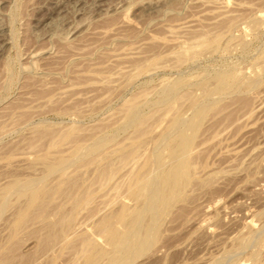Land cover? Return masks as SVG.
Returning a JSON list of instances; mask_svg holds the SVG:
<instances>
[{
	"label": "rangeland",
	"instance_id": "374dc122",
	"mask_svg": "<svg viewBox=\"0 0 264 264\" xmlns=\"http://www.w3.org/2000/svg\"><path fill=\"white\" fill-rule=\"evenodd\" d=\"M232 19L235 21H233ZM127 20H129L130 22ZM230 20L234 22V26L233 23L228 22ZM227 23H229V25ZM223 25L225 27H223ZM226 28L229 29L227 30ZM204 31L207 32V34ZM199 32L201 34L202 32H204L203 34L207 36L210 34L217 35L220 33V37L218 35L219 41L214 47L216 49L218 46V50H215L214 48L213 50H204L206 52V55L201 47H199L201 50L197 49V51H195L196 47H198L197 43L201 38L199 36ZM221 32H223V34ZM181 33L183 35H180ZM197 34L199 36V40H196V38L198 39ZM154 41H158L159 43H155ZM180 42L184 44L183 46H186L188 44V47L190 46V49H188L189 53L194 54L195 52V56H191V59L188 58L189 60H186V62H184L185 59H183L181 60L183 61L182 63H177L179 62V60L175 59L176 55L172 52L175 50L176 54H178L179 47L182 46ZM152 43L155 45H153ZM175 43H178L176 44L177 47L176 45H174ZM194 44H196L195 48ZM173 46L175 48H173ZM192 48H194V52L192 51ZM134 52L136 55L134 54ZM199 52L200 56L202 54L201 57L199 56ZM129 53L130 55H128ZM172 54L175 55L174 58ZM161 58L165 59L163 60ZM146 59L148 61L149 59L151 60L147 62L145 61ZM159 59L162 62H160ZM151 61L153 64L150 63ZM155 61H158L157 63L159 65ZM140 62L142 63V65L140 64V66L143 67V69H140L141 71L139 70L140 66L138 67ZM144 62L148 63L149 66ZM155 63L159 68L156 67L157 65H154ZM161 63H164L162 64L163 66L161 65ZM175 63L178 65L177 67L175 66ZM263 63L264 0H0V128L2 126H6L4 128L2 127V129H6L7 131L5 132L3 130L4 133H0V197L6 190H9L7 188L5 189L4 187H7L10 184L9 181H12V179L14 180V178L18 180H24L26 178H29L28 176H30V178L31 176L32 178H36L39 175L38 178H36L37 182L41 181L38 182L39 186L42 185V187H44L45 185H47L46 183H48V186H45V188H48L50 186L49 190H51L52 188L54 190L53 185L54 183H57V179L59 177H63L64 175V178L67 177L71 179L72 177L74 179L72 180L75 182L76 180H78L76 179L77 176L81 178L85 177L86 175L87 179H82V181H85L81 182L80 178V182L76 181L79 182L80 186L78 185V183H76V186H73V188L67 187L71 190V192H68L67 189H64L63 191H65V193H61L64 195L59 194V196L63 197L66 195V198L64 197L65 199H63L66 201V199L68 198L66 202L69 205V203L72 202V198L81 195L79 193H84L85 191L86 194H89V192L92 193L93 187V193H90V195L87 196H89L90 199H95V201L93 200L89 202L90 205L82 207L83 209L80 208V210L82 209L81 213L79 212L80 210H74L75 212L72 213V223H77L76 226H79L75 227V225L73 224L72 226L78 229L76 230L72 227L68 229L69 232L67 233L69 234V236L71 234L70 239L66 238L68 237V234H66L67 230H64L62 235L65 236H61L62 239L61 237L58 238L62 241H60V243L57 242V246L55 245V247L54 245H50V247L48 246V249L51 248L48 250L46 248L47 246H36L40 238H43V235H45V233H43V231L45 230H41L40 226L44 224V221L45 223H47V221H49V223H56L59 220L58 218H60L61 213L63 214V212H66L65 214H68L69 208L67 207H71L72 203H70V205L68 206L61 197L59 198V196L54 194L53 197H55L56 195V197L61 200L59 201L55 197L53 201L55 203H50V200V206L47 203L46 208H48L49 206L50 208L48 209H50L52 212H54L53 210L56 209V211H60V214L58 212H55L57 214L56 216L55 213V215L52 213L53 216H56L53 217L50 215L51 212L47 209L49 212L47 210L45 211L46 214L42 224H37L38 220L36 221V224H33L35 225V227L32 225V223H29L30 225L28 224V227L27 225H25L24 228H21L23 231L20 229L21 233L18 230L19 234L17 232V236H15L16 234L14 230L11 229L13 228V223L15 221V211H17V209L21 207L24 202L21 201V199L23 200V198L18 197L17 194H15V197L17 196L20 200L17 197L14 198V192L11 193V189L8 192L6 191L4 196L0 198V202L4 198V202H6L7 205L6 207L9 208H6L7 210L4 209L3 213L0 214V246L2 249H0V254H6L5 252L9 248L11 250L12 246L14 249L13 243H15L19 238L18 242L15 243L17 245L15 246L17 247L15 248L17 249V254L15 252L16 250H13V252L15 256L17 255L18 257H21L22 260H20V258L18 260H20L24 264H48L49 262L51 264H74L75 261V264H78L79 260H76L74 253L72 254L71 252H74V250L76 252V248L79 247L80 239H82V234L84 232L85 233L83 234V237H87V239L89 240L92 239L93 242L95 240V244L98 248H107L103 237L97 235V233L95 232V234L93 233V231H95L92 228L93 223L97 218L100 219L104 213L106 214L110 210L112 211V209L113 211L117 209L119 207L118 205L121 202L127 207H134V203H132L133 201L131 202L127 194L125 193V189L129 185V177H131L136 172L135 168H131L132 166H130V164H134L133 161L135 160V164H137L139 161L140 164H137V166H139L144 163V161L148 160L152 152L151 149L153 148L152 144L154 143V140L161 133L165 132V128L168 129V119H170V114H173V111L174 113L178 112L177 114H179L180 117L183 115L181 118L187 121L192 115L190 114V112L192 113L191 107L187 106L190 104V99L188 97L196 98V93L199 95L200 84L204 82L206 78L207 79L205 80L204 84L208 82L209 85V82L211 83L212 78L215 74L226 72L230 73L235 78V87H237V90H235L234 87V90L229 89L228 91H226L228 95L226 93L216 94L212 90L213 85H209L210 96L208 95L205 101L209 104H214L215 102L218 103H216L214 107H211L210 110L212 113L210 112V110L208 111L207 118L205 117L204 119V121L206 122L203 121L201 125L202 127H200L199 129L200 132L198 131L196 135V141H194L195 146H192V148L194 149L191 148V153H193L190 154L191 156L195 154V156L193 155L192 157L194 160L199 156V159L197 158L196 161L192 160L193 163H196L194 164L196 167V172L198 171L196 175L194 169V176L196 175L195 179H206L205 175H203L205 173L206 177L209 178L207 174L210 175L212 173L209 178L210 181L211 178L214 177V172L216 175V171H218L217 175L213 178L214 182L208 181V183L204 185L206 186V188H202V186L198 187L199 185L197 186V184V188L193 187L195 186L194 184H192L193 186L187 188L189 189V191L187 189L185 190L186 194H184V198L186 199V197H191H189L185 201H179L180 203L176 202L171 207L172 209L163 216L164 219H162L159 231V233L161 232V234H159L160 236L158 235V239L160 240L156 239L155 243L152 246L153 249L151 248L146 253V255L144 254L143 256L134 259L132 264H214L213 262L215 261V264H255L254 262L252 263L250 257L252 253L257 252V254H259L260 261H262V264H264V240H261L264 239V220L261 219L258 215L261 211L264 210ZM135 64L138 69H136ZM153 65L154 68L152 67ZM164 65H167L168 67H164ZM144 66L147 68H145ZM149 68L151 70H148ZM121 70L124 71L121 72ZM134 70H136V72L137 70H139L140 72H137L139 73V75L135 74L136 72ZM97 71L99 73H97ZM144 71L146 72V74L144 73ZM140 73L142 75H140ZM198 73L199 75L196 76ZM235 73L236 76H234ZM124 74H127V77ZM109 75L112 76L110 77ZM116 75H118L120 78ZM129 75H133V77H137V79L131 81L133 79L132 78L130 81H128V84L130 86H128V84L127 86H125V83H127L125 81L128 80ZM124 76L127 80H125ZM208 77L211 81L208 80ZM111 78H116V80ZM104 79L106 80L107 84L105 83ZM237 79L238 81H236ZM249 80L251 82V85H248V83H250ZM175 81L184 82L183 87L177 92L183 93H180L182 97L186 95L184 98H188L189 100L187 99V101L184 100L185 102H183L181 101V98V100L177 102L171 101V103H177L178 106H176V104H173V110H171V113L169 111L170 114L167 113V115L165 114L166 112H164L166 108L164 109L163 106V108L160 107V109H158L161 112L155 111L153 104L158 100L161 92L160 91L158 93L157 90L165 88V86L167 87ZM131 82L134 83L131 84ZM257 82L259 83L257 84ZM190 84L192 87H189ZM123 85L125 87H123ZM255 85L256 87H254ZM111 86L113 89L111 88ZM193 86H195L196 88ZM117 87L121 89L118 90ZM122 88H124V90ZM193 88L198 91L195 90L196 92H194ZM188 89L191 91V95H193L192 97L189 96L190 91L188 92L189 95H184V92H182ZM152 90L155 91V93ZM246 90L247 94H245ZM156 92L158 96L156 95ZM214 94L215 96L217 95V98L214 96ZM241 94L244 95L242 96ZM142 95L143 97L145 96L144 100L141 99L143 98ZM155 96H157L156 99ZM199 96H201V94ZM210 97L211 99H209ZM223 97L225 99H223ZM132 98H135V101H137L136 99H138L139 101L142 100L141 102L137 101L138 104H141H139V111L141 109L140 113L143 114L145 112L143 115H152H147L146 117L148 118L146 122L150 121L149 123H147L149 124V127L147 126V128L149 129L146 128L147 131L149 130V132H145L147 134L143 135L140 138V146L142 147H139L138 154L140 155V150H142L143 153L141 152L142 154L140 156L137 155V158L135 157L133 158V160H127L126 162H132L130 164L128 163L129 165H127L125 162L121 164L122 166L120 165V167L118 165V161L115 160L114 154L112 152L116 151L115 149H119L120 146L125 147L126 143L128 145V143L133 138L132 136L134 135V131L133 129H131L133 127L127 125V127H129L127 129V127H125L126 124H121L123 123V114L121 112V110L123 111V109L121 108H124L126 105H128L127 101L130 100L129 103H131ZM219 99L220 101H218ZM213 100H215V102ZM143 101H145V103H142ZM181 102H183L184 104ZM120 104L125 106L121 107ZM143 104H145L146 106L143 107ZM150 106L152 107V109ZM217 106H220L222 108L218 110L216 108ZM182 107L184 108V110ZM63 108H66V110H64ZM73 108H75L76 110H74ZM147 108H149L150 111H148L149 109ZM145 109H147V112L145 111ZM213 109L215 110V113L213 112ZM77 110H79V112L81 110V112L79 113L77 112ZM26 111L28 112L27 115H20V113L24 114V112L26 114ZM216 111L218 112V114ZM11 112H15V116H20V119L17 121L18 118H16ZM209 112L211 116L213 114L214 115L211 117L209 115ZM7 113L9 114V116ZM153 114L155 115V117H153ZM12 116L15 117L16 120H13L14 118ZM162 116L166 117L163 118ZM224 116H226V120L221 119L222 117L224 119ZM10 117H12L13 121L10 119ZM26 117H29L27 118V121L24 120ZM30 117L33 118L31 119ZM150 117H153V119L149 120ZM21 119L28 123L25 124L26 122L24 123V121H22ZM11 121L14 122V124L12 123V129ZM152 122L154 123V125ZM212 122L217 124H214ZM76 126L79 127L80 130H82L81 133H78L77 137H79V135L81 136L82 134L85 136L89 134V136H91V134L98 136L96 132L98 133L101 130L99 136L105 133L106 136L110 139V141H108V143L104 145L102 153H100L99 155L97 154L100 158L98 156L95 157V155H93L95 159L93 157L89 159L83 156L84 158H82L85 159V161L87 160V162H89L88 160H94L90 161V164L88 163V165L78 168L76 167V165L69 166L63 170L64 173L61 172V174H63L62 176H58L59 173L53 174V176L49 175V177L45 176L43 169V162L45 163L44 160L49 159L48 161H50V158L52 160L54 159V156L55 158L56 156L58 157L61 155L69 156L74 149L72 147L75 146L73 142L77 141L78 139L74 137L71 139V143H68L70 141L69 139L64 143L65 145L62 144L64 141H60L56 144L57 147L54 146L53 148V146H50L51 143L46 146L48 143L47 141H49V139L46 140V135H48L47 138L51 137L52 134L56 135L54 137L52 136V138L50 139L49 142H52L53 140L59 138L57 136L58 133H56L58 130H56L55 132H53V130L59 129L61 133L67 131V129L69 130L70 128L74 127L79 130V128H77ZM40 127L42 129L45 128V130H48L50 128L48 130V133L51 130L52 134L47 133L45 137H43L45 139L41 138V140H38L39 138H36L38 136L34 135L33 133L36 131L35 128L38 129ZM122 127L124 128L123 131L120 129ZM2 129H0V132L2 131ZM110 129H112V131ZM83 130L85 131V133ZM128 130L133 131V133L130 134ZM120 131H122V133ZM61 133H59V135ZM89 136L87 137L90 138ZM146 136H149V138H147ZM80 138L82 139L81 142L80 140L78 141L82 144H85L88 141V139L86 138L85 139L87 141H83V137H79V139ZM113 141H115L117 145L116 143L113 144ZM111 142L114 146L111 145ZM87 143H89V141ZM160 143L161 144L159 147H163V142ZM70 145L73 146L70 147ZM107 146H111V148L107 150ZM56 148H59L58 151L55 150ZM69 149H72V151ZM110 150L112 151L110 153L113 154V156L108 155ZM68 152L70 153L68 154ZM104 152H107V155L104 157H106L108 160H114V165H118L116 169L118 170L119 168L118 172L117 170H115V174L113 173V179H110L111 181H109V178H111L109 176V178L107 179L109 182L106 183L107 185H104L105 182L103 184L99 181L97 182L96 178L93 179V181H95L93 183L91 179L96 177L95 172L97 171L96 168L99 166V163H102L105 160L102 155L104 154ZM38 157L40 159H38ZM138 158L140 159L137 160ZM135 164L133 166H136ZM123 165L128 168H124ZM91 166L92 168H90ZM74 167L77 169H75ZM69 168H71L70 173H68L70 171ZM72 168H74L75 171H73ZM79 168L81 169V174L79 173ZM121 168H123L125 171ZM149 168V174H156L155 172L157 171L154 165L150 164ZM88 169L89 171H91L89 172ZM128 169H130V172H134L131 171V169L135 170V172L131 173L129 177L128 175H126V170L129 172ZM85 172H87L88 174ZM74 174L78 175H75L76 177H74ZM79 174L81 176H79ZM22 176L24 179H21ZM42 176L44 178L46 177L47 180L46 178L43 179ZM124 176L128 178L126 179ZM56 177L58 178L56 179ZM124 179L127 182H125ZM42 180L45 181L43 182ZM88 180L92 181L91 184L90 181L88 183V186L90 185V187L87 186ZM116 181L120 186L116 184ZM5 183L6 186L4 185ZM82 183L84 184V187L87 186L86 188L88 189L85 188V190H83L84 187L82 188ZM99 183H101L105 187H103ZM110 183L112 185H110ZM93 184H95L96 186H94ZM109 185L113 187L110 188ZM116 185L120 188H118ZM77 186H79V190L77 188L78 193L75 192V188ZM95 188H97V190ZM191 188L193 189L191 190ZM73 190L75 193L72 192ZM101 191L104 192L102 193ZM7 193L8 197L10 196L9 193H11L12 196L8 198ZM66 193H70L69 195L71 196V198L70 196H67ZM111 198L114 200V202ZM56 199L59 202H57ZM102 199L104 202L102 201ZM7 202L10 206L7 204ZM61 202L63 204L65 203L66 206H64ZM93 204L96 210L92 206ZM52 206H55V208L52 209ZM100 206H106V208L101 207V209L103 210L102 211L100 209ZM67 209L68 211H66ZM84 209H87L89 213L88 211H85V213ZM89 209H92L93 212H91L92 210ZM71 211L72 209L69 211V213H71ZM78 212L79 214L76 215V213ZM90 212L94 213V216L92 215L93 217L91 216ZM255 213L258 214L256 215ZM47 215L48 217H46ZM49 215L54 218L55 221L51 220L52 218ZM86 220L89 221V223H86ZM36 227L40 229H37ZM118 227L120 228L119 225H116L117 229H119ZM58 228L59 227H57V229ZM74 229L75 232L80 234L81 237L79 235L76 237ZM32 230L36 233V235H33L34 233ZM29 231H31L32 233H29ZM37 232L39 235L37 234ZM72 232L74 233V235H72ZM26 233L29 235H27ZM256 233H261V235ZM14 236L16 240L14 239ZM72 236L75 237V239H73ZM256 236L259 242L256 240ZM258 236L260 239L258 238ZM9 238L11 239V241L8 240ZM34 239L37 241V243ZM72 239L78 241L76 242L78 245L75 244V242L72 243ZM240 241L242 243H240ZM255 241L256 243H258L256 244ZM58 244H60L59 247ZM242 244L245 247L242 246ZM66 245L68 246V249H66L67 251H63V249L66 248L64 247ZM36 247L37 250L39 249L38 254ZM69 247L76 248L72 250L69 249ZM41 248H43V250ZM52 249L54 250L51 251ZM54 251L55 254H53ZM59 252L60 255L57 254ZM12 254L11 259L15 258L12 257ZM69 255L70 257H68ZM73 255L75 258L73 257ZM50 257L53 258L51 259ZM48 259H51V261ZM71 260L72 263L70 262ZM20 261L11 260V263L13 262V264H18L17 262H19L20 264ZM34 261L37 263H35Z\"/></svg>",
	"mask_w": 264,
	"mask_h": 264
},
{
	"label": "bare ground",
	"instance_id": "6f19581e",
	"mask_svg": "<svg viewBox=\"0 0 264 264\" xmlns=\"http://www.w3.org/2000/svg\"><path fill=\"white\" fill-rule=\"evenodd\" d=\"M233 20V19H232ZM127 21H129V20H127ZM233 21H235V20H233ZM130 22V21H129ZM228 22H230V23H233V26H234V22H232L231 20L230 21H228ZM223 23V22H222ZM221 23V24H222ZM238 23V22H237ZM125 24V23H124ZM225 24V23H224ZM228 25H229V23H227ZM232 26V25H231ZM230 26V27H231ZM223 27H225L224 25H223ZM227 27H229V26H227ZM227 30L229 29V28H226ZM205 32V31H204ZM204 32H202V34L204 33ZM200 33V32H199ZM198 33V34H199ZM206 34H207V32H205ZM218 33V32H217ZM222 34H223V32H221ZM172 34V33H171ZM177 34H178V32H177ZM198 34H197V36H198ZM201 33H200V40H199V36H198V39L196 38V40H199L198 41V43H197V46L198 47H196V44H194L195 46H194V48L196 47V49H195V51H197V49H200L199 47H201L202 48V50L204 51V50H213V48L216 46V44L218 43V41H219V37H220V33L219 34H217V35H214V34H210V33H208V34H210V35H205V34H203L202 35ZM180 35H183L182 33L180 34ZM179 35V36H180ZM202 35V36H201ZM213 35V36H212ZM218 35H219V37H218ZM176 36V35H175ZM193 36V35H192ZM196 36V35H195ZM181 37V36H180ZM155 39V38H154ZM177 39V38H176ZM180 39V38H179ZM190 39V38H189ZM150 40V39H149ZM156 40V39H155ZM164 40V39H163ZM169 40V39H168ZM178 40V39H177ZM192 40V39H191ZM195 40V39H194ZM193 40V41H194ZM195 40V41H196ZM173 41H175V40H173ZM183 41V40H182ZM181 41V42H182ZM194 41V42H195ZM155 42V41H154ZM158 42V41H157ZM157 42H155V43H157ZM159 42H160V40H159ZM158 42V43H159ZM172 42V41H171ZM178 42V41H177ZM180 42V44L182 45V46H180L179 47V51H178V54H176V52H175V50L172 52L173 54H175V55H173V58H174V56H175V59H177V60H179V62H177V63H182L183 61H181V60H183V59H185V61L184 62H186V60H189V59H191L190 57L191 56H195L194 54H195V52L193 51L194 50V48H192V51L194 52V54L193 53H189V50L188 49H190V46L188 47V44L186 45V46H183L184 44H182ZM193 42V43H194ZM197 42V41H196ZM221 42V41H220ZM184 43H189V42H184ZM223 43V42H222ZM153 44V43H152ZM176 44H178V43H175L174 45H176ZM153 45H155V44H153ZM163 45V44H162ZM156 46H157V44H156ZM161 46V45H160ZM243 46H244V44H243ZM176 47H177V45H176ZM170 48H172V47H170ZM173 48H175L174 46H173ZM243 48V47H242ZM215 49V48H214ZM217 50H218V46H217V48H216ZM215 49V50H216ZM169 50H171V49H169ZM173 50V49H172ZM178 50V49H177ZM201 50V49H200ZM191 51V52H192ZM127 52V51H126ZM205 52V51H204ZM131 53V52H130ZM130 53L128 54V55H130ZM137 53V52H136ZM201 53H202V51H201ZM123 54V53H122ZM121 54V55H122ZM133 54V53H132ZM134 54H135V52H134ZM169 54V53H168ZM190 54V55H189ZM210 54V53H209ZM136 55V54H135ZM171 55V56H172ZM189 55V56H188ZM197 55H198V52H197ZM205 55H206V52H205ZM125 56V55H124ZM157 56V55H156ZM156 56H154V57H156ZM199 56H200V52H199ZM201 56H202V54H201ZM200 56V57H201ZM203 56H204V54H203ZM138 57V56H137ZM198 57V56H197ZM131 58V57H130ZM189 58V59H188ZM134 59H136V58H134ZM161 59H163V58H161ZM165 59V58H164ZM163 59V60H164ZM172 59V58H171ZM195 59V58H194ZM151 59H149V61H150ZM158 60V59H157ZM176 60V61H177ZM136 61H138V60H136ZM145 61H147V62H149L147 59L145 60ZM153 61H154V59H153ZM159 61H160V59H159ZM181 61V62H180ZM195 61V60H194ZM156 63L158 62V61H155ZM160 62H162V61H160ZM168 62V61H167ZM191 62V61H190ZM136 63V62H135ZM144 63H146V62H144ZM144 63H143V65H144ZM150 63H152V61L150 62ZM154 64L155 66L158 64ZM134 64V63H133ZM140 64L142 65V63L140 62L139 63V65H138V63H137V65H138V67L140 66ZM148 66H149V64L148 63H146ZM153 64V63H152ZM162 64H164V63H161V65ZM174 64V63H173ZM193 64V63H192ZM264 64V63H263ZM154 65L152 66L153 68H154ZM159 65V64H158ZM158 65L156 66V67H158ZM205 65V64H204ZM133 66V65H132ZM146 66V65H145ZM144 66V67H145ZM151 66V65H150ZM163 66V65H162ZM165 66H167V65H164V67ZM175 66L177 67L178 65L175 63ZM134 67V66H133ZM135 67H136V64H135ZM141 67V66H140ZM139 67V70L140 69H143V67H141L140 68ZM168 67V66H167ZM173 67V66H172ZM262 67V66H261ZM145 68H147V67H145ZM159 68V67H158ZM161 68V67H160ZM129 69V68H128ZM136 69H138L137 67H136ZM221 69H222V67H221ZM224 69H226V68H224ZM110 70V69H109ZM120 70V69H119ZM118 70V71H119ZM139 70H137V72H140ZM148 70H151L150 68L148 69ZM215 70H217V69H215ZM264 70V69H263ZM262 70V71H263ZM101 71V70H100ZM108 71V70H107ZM114 71V70H113ZM117 71V70H116ZM124 71V70H123ZM122 70H121V72H123ZM125 71H126V69H125ZM131 71V70H130ZM135 72H136V70H134ZM133 71V72H134ZM143 71V70H142ZM227 71V70H226ZM229 71V70H228ZM240 71V70H239ZM261 71V72H262ZM120 72V71H119ZM135 73V74H137V75H139V73ZM180 72V71H179ZM214 72V71H213ZM231 72V71H230ZM238 72V71H237ZM97 73H99L98 71H97ZM111 73H112V70H111ZM116 73H118V72H116ZM127 73H129V72H127ZM142 73V72H141ZM140 73V75H142ZM144 73L146 74V72L144 71ZM149 73H151V72H149ZM181 73V72H180ZM179 73V74H180ZM202 73V72H201ZM211 73V72H210ZM239 73V72H238ZM114 74V73H113ZM131 74V73H130ZM134 74V73H133ZM144 74V75H145ZM183 74V73H182ZM205 74V73H204ZM208 74V73H207ZM247 74V73H246ZM262 74L264 75V73L262 72ZM119 75V74H118ZM118 75H116V76H118ZM122 75V74H121ZM125 75V74H124ZM127 75V74H126ZM125 75V76H126ZM199 75V73L196 75V76H198ZM201 75V74H200ZM110 77L112 76V75H109ZM109 76H108V78H109ZM114 76V75H113ZM124 76V77H125ZM136 76V75H135ZM204 76V75H203ZM212 76H213V74H212ZM212 76H211V78H212ZM234 76H236V73H235V75ZM242 76V75H241ZM244 76V75H243ZM246 76V75H245ZM260 76V75H259ZM259 76H257V77H259ZM262 76V75H261ZM119 77V76H118ZM127 77V76H126ZM126 77H125V80H127L126 79ZM139 77V76H138ZM201 77V76H200ZM199 77V78H200ZM209 77H210V75H209ZM209 77H208V80H209ZM108 78H107V82H108ZM120 78V77H119ZM133 78V79H132ZM179 78V77H178ZM210 78V79H211ZM103 79V78H102ZM111 79H115L116 80V78H111ZM123 79V78H122ZM121 79V80H122ZM132 79V80H131ZM134 79H137V77H133V75H129V77H128V80L127 81H125V82H127V83H125L124 85L125 86H127V84H128V81H134ZM194 79V78H193ZM195 79H197V78H195ZM207 79V78H206ZM205 79V80H206ZM257 79V78H256ZM105 80V79H104ZM176 80V79H175ZM178 80V79H177ZM181 80V79H180ZM192 80V79H191ZM205 80H204V82H205ZM248 80V79H247ZM251 80V79H250ZM250 80H249V82H250ZM259 80H260V78H259ZM102 81V80H101ZM111 81V80H110ZM118 81V80H117ZM198 81V80H197ZM209 81H211V80H209ZM236 81H238V79L236 80ZM166 82V81H165ZM204 82H200L201 84H200V87H199V89H200V92H199V95L201 94V96H199L197 93H196V96L198 97H196V98H194V97H192L193 95H191V91L188 89V90H186V91H182V92H184V95L185 94H188V92L190 93V95L189 96H191L192 98H190V97H188V95H187V97L190 99H188L187 97V99L190 101V106L189 105H187L188 107H191V110H192V113L190 112V114H192L191 115V117L187 120V121H185V119L183 120V118H181L180 116H179V114H177L178 112H175L174 113V111H173V114H170L171 113V110H173V108H174V106H173V104H176V106H178V104L177 103H173L174 101L175 102H177V101H180L181 100V98H182V100L181 101H183V102H185L184 100H186L187 101V99H185L184 97L186 96H184V97H182V95L181 94H183V93H181V92H177L179 89H181L182 87H183V85H184V82L183 81H175V82H173L172 84H170V85H168L167 87L165 86V88H161L160 90H157L158 91V93L160 92V95H159V97H158V100L153 104V107H154V109H155V111H159L158 109H160V107H164V109L166 108V110L164 111V112H166L165 114L167 115V113H169V111H170V119H168V129L167 128H165V132H163V133H161L155 140H154V143L152 144L153 145V148L151 149L152 150V152H151V154H150V157H149V159L148 160H146V161H144V163H142L141 165H139V166H137V164L139 163V161H138V163L137 164H135V160L133 161L134 162V164L136 165V166H133L134 164H130V163H132V162H126L127 160L129 161V159L130 160H133V158H137V155H139L138 153V149H139V147H142V146H140V144H141V141H140V138L143 136V135H145V134H147V133H145V132H149V130L147 131V129H149V128H147V126L149 127V124H147V123H149L150 121L149 120H151V119H153V117H155V115L153 114V117H150V119L148 120L149 122H146V120L148 119V118H146L147 117V115L148 114H145V115H143L142 113H140V111H141V109H140V111H139V106L141 105L140 103V105L138 104V102H141L142 100L141 99H143L144 100V97L146 96V94H145V96L143 97V95H142V97L143 98H139L141 101H139L138 99H136L137 101H135L133 98L131 99L132 101H131V103H129V101H127L128 102V105H126V103H125V105H121V107L122 106H125L124 108H121V109H123V111L121 110V112H122V119H123V123H121L122 125H125L126 124V126L125 127H127V125H129V126H132L133 128H131V129H133V131H134V135L131 137L132 138V140L128 143V145H127V143H126V146L125 147H122V146H120L119 147V149H115L116 151H114V152H112L111 150L114 148L113 146V144H115L116 142L115 141H113V144H112V142H111V145H113L112 147V149L109 151V154L108 155H112L113 156V154H114V158H115V160H117L118 161V165L120 166L121 164H123V163H125L126 162V164L127 165H129L130 164V166H132L131 168H135V170H136V172H135V170H132L131 169V171H134V172H130V169H128L129 170V172H130V174H129V172L126 170V175H128V177L131 175V173H134L131 177H129V179H128V183H129V185L127 186V188L125 189L126 190V194H127V196H128V198L130 199V201L132 202V203H134V207L132 208H130V207H127L126 205H124L122 202L118 205L119 207L117 208V209H115L114 211H113V209H112V211L110 210L108 213H104L103 215H102V217L100 218V219H98L97 217H98V215H97V217H95V218H97L95 221H94V218H93V221H94V223H93V229L95 230V231H93V233L95 232V233H97V235H100L101 237H103V239H104V241H105V245L107 246V248H105V249H103V248H98L97 246H96V244H95V240H94V242L92 241V239L91 240H89V239H87V237L85 238V237H83V234L85 233H83L82 234V239H80V243H79V247L78 248H76V247H73V248H70L69 247V249H74V248H76V252H75V250H74V252H71L72 254L74 253V255H75V257H76V260H79V263L78 264H132V262H133V260L134 259H136V258H138V257H141V256H143L144 254L146 255V253L152 248V246H153V244L155 243V241H156V239H158V235L159 234H161V232L159 233V231H160V225H161V222H162V219H164L163 218V216L164 215H166L168 212H169V210H171L172 208V206L176 203V202H178V203H180L179 201H181V200H183V201H185V200H187L189 197H191V196H189V197H186V199L184 198V194H186L185 193V190L187 189V188H189L190 186H193L192 184H194L195 186H193L194 188L196 187V184H197V186L198 187H200V186H202V188L203 187H205L206 188V186H204V185H206L207 183H208V181H209V178H210V176L212 175V173L210 174V175H208L207 174V176H209V178H207L206 177V173L205 174H203V175H205V178L206 179H195V177H196V175H197V173H198V171L196 172V167H195V165L194 164H196V163H193V161H196V159L199 157H197L195 160L192 158L193 157V155L195 156V154H193L192 156L190 155V154H192L191 153V148H192V146L195 144L194 143V141H196L195 139L197 138L196 137V135H197V133H198V131H199V129H200V127H202L201 125H202V123H203V121H204V119H205V117L207 118V113H208V111L211 109V107L213 106L214 107V105L216 104V103H218V102H215V100H213L215 103L213 104H209L208 102L206 103V98L208 97V95H209V93H210V89H209V85H213V87H212V90L217 94H219V93H226V91H228L229 89H233L234 87H235V78L230 74V73H226V72H224V73H218V74H215L214 76H213V78H212V81H211V83L209 82V85H208V82L206 83V84H204ZM245 82V81H244ZM243 82V83H244ZM261 82V81H260ZM102 83V82H101ZM105 83H106V80H105ZM113 83V82H112ZM117 83V82H116ZM124 83V82H123ZM134 83V82H133ZM132 82H131V84H133ZM159 83V82H158ZM199 83V82H198ZM246 83V82H245ZM259 82H257V84H258ZM107 84V83H106ZM111 84V83H110ZM109 84V85H110ZM253 84H254V82H253ZM253 84H252V86H253ZM108 85V86H109ZM123 85V87H125ZM187 85H189V84H187ZM193 85V84H192ZM239 85V84H238ZM242 85V84H241ZM248 85H251V82L250 83H248ZM101 86V85H100ZM107 86V87H108ZM118 86V85H117ZM128 86H130L129 84H128ZM196 86H197V84H196ZM189 87H192L191 86V84H190V86ZM193 87H195V86H193ZM240 87V86H239ZM254 87H256V85L254 86ZM111 88H112V86H111ZM118 88V87H117ZM160 88V87H159ZM196 88V87H195ZM237 87H235L234 89L235 90H237L236 89ZM249 88V87H248ZM109 89V88H108ZM107 89V90H108ZM113 89V88H112ZM115 89V88H114ZM119 89H121V88H118V90ZM123 90H124V88H122ZM184 89V88H183ZM194 89V88H193ZM198 89V88H197ZM233 89V90H234ZM106 90V89H105ZM154 90H156V89H154ZM196 89H194V92H196V91H198V90H196ZM211 90V91H212ZM238 90H240V89H238ZM113 91V90H112ZM115 91V90H114ZM117 91V90H116ZM153 91V90H152ZM212 91V92H213ZM231 91V90H230ZM111 92V91H110ZM118 92V91H117ZM147 92H149V91H147ZM154 93H155V91H153ZM211 92V93H212ZM213 92V93H214ZM234 92V91H233ZM248 92H249V90H248ZM251 92V91H250ZM112 93V92H111ZM181 93V94H180ZM244 93V92H243ZM142 94H144V93H142ZM153 94V93H152ZM151 94V95H152ZM178 94H180V95H178ZM192 94H193V92H192ZM227 94V93H226ZM231 94V93H230ZM238 94V93H237ZM245 94H247V90L245 91ZM249 94V93H248ZM115 95V94H114ZM117 95V94H116ZM151 95H149V96H151ZM156 95H157V92H156ZM228 95V94H227ZM235 95V94H234ZM242 95V94H241ZM244 95V94H243ZM242 95V96H243ZM111 96V95H110ZM118 96V95H117ZM148 96V95H147ZM153 96V95H152ZM158 96V95H157ZM157 96H155V99H156V97ZM194 96H195V93H194ZM210 96V95H209ZM214 96H215V94H214ZM213 96V97H214ZM219 96V95H218ZM225 96V95H224ZM232 96H233V94H232ZM231 96V97H232ZM236 96V95H235ZM239 96V95H238ZM237 96V97H238ZM216 98H217V95L215 96ZM214 97V98H215ZM226 97V96H225ZM113 98V97H112ZM153 98V97H152ZM184 98V99H183ZM219 98V97H218ZM222 98V97H221ZM233 98V97H232ZM83 99V98H82ZM89 99V98H88ZM146 99V98H145ZM149 99V98H148ZM209 99H211V97L209 98ZM213 99V98H212ZM223 99H225L224 97H223ZM227 99V98H226ZM92 100V99H91ZM108 100H111V99H108ZM126 100V99H125ZM133 100H134V102H133ZM222 100V99H221ZM234 100H235V98H234ZM46 101V100H45ZM51 101V100H50ZM105 101V100H104ZM171 101H173L172 103H171ZM218 101H220V99L218 100ZM240 101V100H239ZM52 102V101H51ZM107 102H109V101H107ZM123 102V101H122ZM124 102H126V101H124ZM137 102V103H136ZM148 102V101H147ZM183 102H181V103H183ZM142 103H145V101H143ZM180 103V102H179ZM224 103V102H223ZM122 104H124V103H122ZM184 104V103H183ZM187 104H188V102H187ZM225 104V103H224ZM223 104V105H224ZM48 105V104H47ZM50 105V104H49ZM150 105H152V104H150ZM180 105V104H179ZM144 106H146L145 104H143V107ZM172 106H173V108H172ZM175 106V107H176ZM222 106V105H221ZM98 107V106H97ZM151 107V106H150ZM162 107V108H163ZM188 107H187V109H188ZM183 108V107H182ZM218 110L220 109V108H222V107H216ZM215 108V109H216ZM64 109V108H63ZM74 110H76L75 108H73ZM72 109V110H73ZM147 109H149V108H147ZM147 109H145V111L147 110ZM151 109H152V107H151ZM157 109V110H156ZM163 109V110H164ZM64 110H66V108L64 109ZM95 110V109H94ZM120 110V109H119ZM162 110V111H163ZM179 110H180V108H179ZM183 110H184V108H183ZM214 110V109H213ZM148 111H150V109L148 110ZM153 111V110H152ZM178 111V110H177ZM187 111V110H186ZM22 112V111H21ZM37 112H39V111H37ZM37 112H36V114H37ZM76 112V111H75ZM74 112V113H75ZM77 112H79V110H77ZM76 112V113H77ZM80 112H81V110H80ZM79 112V113H80ZM91 112H93V111H91ZM120 112V111H119ZM120 112V113H121ZM147 112V111H146ZM159 112H161V111H159ZM210 112H211V110H210ZM210 112H209V115L211 116V114H210ZM214 113H215V110L213 111ZM217 112V111H216ZM220 112V111H219ZM9 113V112H8ZM7 113V114H8ZM12 113V112H11ZM10 113V114H11ZM15 113V112H14ZM14 113H12L14 116H15V114ZM23 113V112H22ZM22 113H20V115L22 116V115H27V111H26V114H25V112H24V114H22ZM65 113V112H64ZM68 113V112H67ZM182 113V112H181ZM183 113H185V112H183ZM212 113V112H211ZM11 114V115H12ZM41 114V113H40ZM71 114V113H70ZM83 114V113H82ZM158 114V113H157ZM168 114V115H169ZM217 114H218V112H217ZM221 114V113H220ZM17 115H19V114H17ZM75 115V114H74ZM80 115V114H79ZM152 115V114H151ZM150 114L148 115V116H151ZM164 115V114H163ZM214 115V114H213ZM212 115V116H213ZM216 115V114H215ZM8 116H9V114H8ZM33 116V115H32ZM113 116V115H112ZM188 116V115H187ZM211 116V117H212ZM218 116V115H217ZM221 116V115H220ZM13 117V116H12ZM12 117H10V119L12 120ZM16 118H18L17 119V121L20 119L19 117L20 116H15ZM15 117H13L14 119L13 120H16V118ZM75 117V116H74ZM81 117V116H80ZM80 117H78V118H80ZM119 117V116H118ZM163 117V116H162ZM164 117H166V116H164ZM163 117V118H164ZM225 117L226 116H224V119H223V117L221 118L222 120H226L225 119ZM227 117H228V115H227ZM22 118H24V117H22ZM27 118H29V117H26L24 120H28ZM31 118V117H30ZM33 118V117H32ZM31 118V119H32ZM76 118V117H75ZM210 118V117H209ZM120 119V118H119ZM220 119V120H221ZM12 120V121H13ZM22 120V119H21ZM24 120H22V121H24ZM11 121V129H12V125L14 124V122H12ZM26 121H24V123L26 122ZM219 121V120H218ZM30 122V121H29ZM204 122H206V121H204ZM222 122V121H221ZM13 123V124H12ZM16 123V122H15ZM22 123V122H21ZM28 122H26L25 124H27ZM75 123V122H74ZM153 123V122H152ZM212 123H214V122H212ZM33 124V123H32ZM115 124V123H114ZM120 124V123H119ZM145 124H147V125H145ZM151 124V123H150ZM158 124V123H157ZM160 124V123H159ZM164 124V123H163ZM205 124V123H204ZM214 124H217V123H214ZM20 125V124H19ZM24 125V124H23ZM121 125V126H122ZM153 125H154V123H153ZM162 125V124H161ZM206 125V124H205ZM0 126H1V124H0ZM34 126V125H33ZM37 126V125H36ZM35 126V127H36ZM75 126V125H74ZM117 126V125H116ZM150 126H152V125H150ZM167 126V125H166ZM3 127V126H2ZM2 127L0 128V129H2ZM4 127H6V126H4ZM3 127V128H4ZM15 127V126H14ZM71 127V126H70ZM77 127V126H76ZM118 127V126H117ZM165 127V126H164ZM9 128V127H8ZM27 128V127H26ZM77 128H79V127H77ZM129 127H127V129H128ZM147 128V129H146ZM209 128V127H208ZM34 129V128H33ZM50 129V128H49ZM48 129V130H49ZM122 131H123V127L122 128H120ZM153 129V128H152ZM167 129V130H166ZM5 132H7L6 131V129H2V131L0 132L1 134L2 133H4V131ZM31 130V129H30ZM35 132L33 133L34 135H37L38 137H36L38 140H41V138H43V137H45V135L48 133V130L46 129L45 130V128L44 129H42L41 127L40 128H38V129H36L35 128ZM56 130H58L56 133H58V139H55V140H51L52 142H49L50 141V139L52 138V136L54 137V136H56V135H53L52 134V132H51V130H50V132L48 133V134H52V136L51 137H49V138H47L48 137V135H46V140H48L49 139V141H47L46 143H47V145L46 146H48V144L49 143H51V145L50 146H53V148H54V146H56V144L57 143H59L60 141H64L62 144H64L65 142H67L69 139H70V141L68 142V143H71V139L72 138H78L77 139V141H74L73 142V144H75V146L74 147H72L73 145H70V147H72V148H74L73 149V151H72V149H69V150H71L72 151V153L68 156H56V158H55V156H54V159H52L51 160V158L50 157H47V158H50V161H48L49 159H47V160H44L45 161V163L43 162V165H44V175L45 176H47V177H49V175L50 176H53V174H56V173H59L58 174V176H62L63 174H61V172H63V170L65 169V168H67V167H69V166H73V165H76V167L78 168V167H82V166H86V165H88V163L90 164V161H93L94 159H95V157L96 156H98L100 153H102V149H104V145L106 144V143H108V141H110V139L106 136V134L105 133H103V135H100L99 136V133H101V130L97 133L96 132V134H98V136H96V135H92L91 134V136H89V135H87V136H89L90 138H88L87 136H85V135H79V137H83V141H87L86 139H88V141H89V143H85V144H82V143H80L81 142V138L79 139V137H77L78 136V133H81L82 132V130H80V128H79V130H80V132H79V130L78 129H76L75 127L74 128H70L69 130L67 129V131H65V132H62L61 133V131H59V129H55V130H53V132H55ZM66 130V129H65ZM111 131H112V129H110ZM114 130V129H113ZM146 130V131H145ZM84 131V130H83ZM104 131V130H103ZM110 131V132H111ZM115 131V130H114ZM118 131V130H117ZM116 131V132H117ZM122 131H120L121 133H122ZM129 131V130H128ZM133 131H129L130 132V134L131 133H133ZM157 131H159V130H157ZM171 131V132H170ZM205 131V130H204ZM125 132V131H124ZM200 132V131H199ZM203 132V131H202ZM201 132V133H202ZM59 133H61L60 135H59ZM84 133H85V131H84ZM108 133V132H107ZM152 133V132H151ZM158 133H160V132H158ZM158 133H156V134H158ZM0 134V135H1ZM105 134V135H104ZM113 134V133H112ZM130 134H129V136H130ZM7 135V134H6ZM108 135V134H107ZM111 135V134H110ZM115 135V134H114ZM126 135V134H125ZM50 136V135H49ZM155 136V135H154ZM87 137V138H86ZM110 137H112V136H110ZM128 137V136H127ZM126 137V138H127ZM147 138H149V136H146ZM45 138H43V139H45ZM86 138V139H85ZM130 138V139H131ZM153 138V137H152ZM114 139V138H113ZM36 140V139H35ZM66 140V141H65ZM74 140V139H73ZM76 140V139H75ZM78 140H80V142L78 141ZM115 140V139H114ZM112 141V140H111ZM143 141V140H142ZM145 141V140H144ZM76 142V143H75ZM77 142H79V143H77ZM160 142H163V147H159L160 146ZM125 143V142H124ZM142 143H145V142H142ZM148 143V142H147ZM146 143V144H147ZM150 143H152V142H150ZM149 143V144H150ZM61 144V145H62ZM60 145V146H61ZM65 145V144H64ZM116 145H117V143H116ZM115 145V146H116ZM123 145V144H122ZM144 145V144H143ZM45 146V147H46ZM50 146H49V148H50ZM69 146V145H68ZM124 146V145H123ZM147 146V145H146ZM151 146V145H150ZM195 146V145H194ZM193 146V147H194ZM57 147V146H56ZM108 147V146H107ZM152 147V146H151ZM109 148H111V146H109L108 148H107V150L109 149ZM118 148V147H117ZM149 148V147H148ZM161 148V149H160ZM43 149V148H42ZM59 149V148H58ZM58 149L56 148L55 150L56 151H58ZM63 149V148H62ZM143 149V148H142ZM150 149V148H149ZM192 149H194V148H192ZM45 150V149H44ZM48 150V149H47ZM55 150H53V151H55ZM144 150V149H143ZM147 150V149H146ZM196 150V149H195ZM46 151V150H45ZM142 153H143V151L142 150H140ZM194 151V150H193ZM200 151V150H199ZM41 152V151H40ZM43 152V151H42ZM50 152H52V151H50ZM60 152H62V151H60ZM67 152V151H66ZM110 152H112L113 154H111ZM140 152V155L142 154ZM198 152V151H197ZM196 152V153H197ZM47 153H49V152H47ZM64 153V152H63ZM70 152H68V154H69ZM148 153V152H147ZM195 153V152H194ZM200 153V152H199ZM53 154V153H52ZM57 154V153H56ZM98 154V155H97ZM44 155V154H43ZM48 155V154H47ZM58 155H59V153H58ZM93 155H95V157H93ZM103 155V158L105 159L102 163H99V166L96 168V172H95V175H96V177H94V178H91L92 179V181H93V179H97V182L99 181V182H101L102 184L104 183V185L106 184V183H108L109 181H111L112 179H113V177H112V175H113V173L115 174V170H117L116 168H117V166L118 165H114V160L112 161V160H108L106 157H104V156H106L107 155V152L105 153L104 152V154H102ZM139 155V156H140ZM148 155V154H147ZM51 156V155H50ZM83 156H85V157H87V158H89V159H91V157H93L94 159L93 160H88L89 162H87V160L85 161V159H83L84 157ZM138 156V157H139ZM83 157V158H82ZM99 157V156H98ZM108 157V156H107ZM109 157H111V156H109ZM142 157V156H141ZM100 158V157H99ZM38 159H40L39 157H38ZM110 159V158H109ZM140 158H138L137 160H139ZM199 159V158H198ZM35 160V159H34ZM101 160V159H100ZM99 160V161H100ZM103 160V159H102ZM193 160V161H192ZM38 161V160H37ZM98 161V160H97ZM143 161V160H142ZM137 162V161H136ZM250 162V161H249ZM35 163V162H34ZM94 163H98V162H94ZM129 163V164H128ZM40 164H42V163H40ZM93 164V163H92ZM126 164H124V165H126ZM140 164V163H139ZM150 164H152V165H154V167H156V171L157 172H155L156 174H149V172H148V170L150 169L149 168V165ZM202 164V163H201ZM36 165V164H35ZM38 165V164H37ZM96 165V164H95ZM95 165H93V166H95ZM123 165V166H124ZM194 165V166H193ZM206 165V164H205ZM122 166V165H121ZM120 166V167H121ZM201 166V165H200ZM138 167V168H137ZM75 168V167H74ZM74 168H72L73 169V171H75L74 170ZM77 168H75V169H77ZM87 168H89V167H87ZM90 168H92V166L90 167ZM94 168V167H93ZM124 168H128V167H125L124 166ZM130 168V167H129ZM133 168V169H134ZM137 168V169H136ZM149 168V169H148ZM198 168H200V167H198ZM42 169V168H41ZM42 169V170H43ZM70 169V171L68 172V173H70L71 172V168H69ZM121 169H123V168H121ZM194 169H195V172H196V175L194 176ZM80 170V171H79ZM79 173L81 172V169L79 168ZM82 170H85V169H82ZM87 170V169H86ZM118 170H119V168H118ZM118 170H117V172H118ZM124 170V169H123ZM203 170V169H202ZM37 171V170H36ZM40 171V170H39ZM88 171H89V169H88ZM91 171V170H90ZM89 171V172H90ZM93 171V170H92ZM125 171V170H124ZM154 171H155V169H154ZM153 171V172H154ZM209 171V170H208ZM34 172H35V169H34ZM40 172H42V171H40ZM120 172H121V170H120ZM128 172V173H127ZM152 172V173H153ZM200 172V171H199ZM43 173V172H42ZM41 173V174H42ZM64 173V172H63ZM67 173V174H68ZM85 173H87V172H85ZM123 173V172H122ZM121 173V174H122ZM125 173V172H124ZM217 173H218V171H216V175H217ZM32 174V173H31ZM35 174V173H34ZM38 174V173H37ZM40 174V175H41ZM81 174V173H80ZM79 174V176H81ZM88 174V173H87ZM91 174V173H90ZM36 175V174H35ZM35 175H33V176H35ZM69 175V174H68ZM67 175V176H68ZM73 175V174H72ZM76 174H74V177H76L75 176ZM82 175H83V172H82ZM94 175V176H95ZM120 175V174H119ZM118 175V176H119ZM215 175V172H214V177L216 176ZM37 176V175H36ZM39 176V175H38ZM38 176L36 177V178H38ZM56 176V175H55ZM55 176H54V179H55ZM65 176V175H64ZM64 176L63 177H56V179H57V183H54V185H53V183H52V185H53V187H54V190H53V188L51 189V190H49V188H50V186L48 187V188H45V186H48V183H46L47 185H45L44 187H42V185H40L39 186V183L38 182H41V181H38L37 182V179L36 178H32V176H31V178H30V176H28L29 178H26L25 176V178L26 179H24L23 178V176H22V178L21 179H24V180H18V179H16V178H14V180L12 179V181H9L10 182V184L7 186V187H4L5 189L7 188V189H11L12 191H10L11 193L12 192H14L13 194H14V198H16L17 196L18 197H21V198H23V200L21 199V201H23L24 202V204H22L21 205V207H19L18 209H17V211H15V221H14V223H13V228H11V229H13L14 230V232H15V234L18 232V230H19V232L21 233V228H24V226L25 225H27V227H28V224L29 223H32V225L35 223L36 224V221H37V224L39 223H43V221H44V217H45V211L48 209V208H50L49 206H50V204H49V201L51 200V202L50 203H55V202H53L54 201V198L56 197V195L57 196H59V194L60 195H64V194H61V193H65V191H63L64 189H67L68 190V192L70 191L71 192V190L70 189H68V188H70V187H72L73 188V186L75 187L76 186V183H78V185H79V180L81 179V182H83V181H85V180H83L82 181V179L84 178V179H87V177H86V175H85V177H76V179H78V180H76V181H79V182H74L73 180V178L71 177V179H69V178H64ZM109 176L111 177V178H109ZM43 177V176H42ZM125 177V176H124ZM123 177V178H124ZM127 177V178H128ZM203 177V176H202ZM201 177V178H202ZM214 177H212L211 178V182L214 180L213 178ZM19 178V177H18ZM40 178V177H39ZM46 178V177H45ZM44 177H43V179H45ZM80 178V179H79ZM109 178V181L107 180ZM118 178V177H117ZM126 178V177H125ZM126 178V179H127ZM200 178V177H199ZM204 178V177H203ZM217 178V177H216ZM50 179V178H49ZM73 179V180H72ZM111 179V180H110ZM208 179V180H207ZM39 180V179H38ZM41 180V179H40ZM46 180H47V178H46ZM116 180V179H115ZM125 180V179H124ZM216 180V179H215ZM43 181V180H42ZM45 181V180H44ZM43 181V182H44ZM89 181H90V184H91V180H88V182H87V186H88V183H89ZM114 181V180H113ZM117 181H119V180H117ZM116 181V182H117ZM123 181V180H122ZM209 181V182H210ZM48 182V181H47ZM95 181H93V183H94ZM115 182V181H114ZM125 182H127L126 180H125ZM214 182V181H213ZM101 183H99L100 185H102ZM75 184V185H74ZM83 184V183H82ZM98 184V183H97ZM116 184H118V182L116 183ZM121 184V183H120ZM123 184V183H122ZM5 186H6V183L4 184ZM94 186H96L95 184H93ZM104 185H102L103 187H105ZM107 185V184H106ZM110 185H112L111 183H110ZM109 185V186H110ZM113 185H114V183H113ZM119 185V184H118ZM80 186V185H79ZM79 186H77L75 189H76V191L75 192H77V188H78V190H79ZM86 186V185H85ZM86 186V187H87ZM117 186V185H116ZM120 186V185H119ZM124 186V185H123ZM208 186V185H207ZM68 187V188H67ZM84 187V184H83V186H82V188ZM86 187H84V189L83 190H85V188ZM88 187H90V185L88 186ZM91 187H92V185H91ZM101 187V186H100ZM113 187V186H112ZM111 186H110V188H112ZM118 187V186H117ZM3 188V187H2ZM98 188H99V186H98ZM118 188H120V187H118ZM121 188H122V186H121ZM197 188V187H196ZM204 188V189H205ZM208 188V187H207ZM48 189V190H47ZM74 189V190H75ZM86 189H88V188H86ZM91 189V188H90ZM96 190H97V188H95ZM193 188H191V190H192ZM199 189H201V188H199ZM1 190V189H0ZM4 190V189H3ZM8 190V191H9ZM74 190L72 191V192H74ZM81 190V189H80ZM107 190H109V189H107ZM115 190V189H114ZM121 190V189H120ZM188 191H189V189H187ZM7 191V190H6ZM5 191V192H6ZM7 191V192H8ZM82 191V190H81ZM80 191V192H81ZM91 191V190H90ZM110 191H113V190H110ZM117 191H118V189H117ZM116 191V192H117ZM122 191H123V189H122ZM5 192H4V194H5ZM74 192V193H75ZM88 192H89V190H88ZM87 192V193H88ZM102 192V191H101ZM104 192V191H103ZM102 192V193H103ZM105 192H106V190H105ZM11 193H9V195L10 196H12L11 195ZM78 193V192H77ZM90 193L91 192H89V194H86V191L83 193V192H81V193H79V194H81L80 196L78 195V196H76L75 198H72V202H70V203H72L71 205V207H67V208H69V211L72 209V211H71V213H69V211H68V209L66 210V211H68V214H65L64 212H63V214L61 213V215H60V218H58L59 220L56 222V223H49V221H47V223H45V221H44V224H42V226H40L41 227V230H45V231H43V233H45V235H43L44 237L43 238H40V240L38 241V243H37V241L35 240V242L37 243L36 244V246L37 245H39V247H46L47 249H48V246L50 247V245H54V247H55V245H56V243L57 242H59L60 243V241H62V240H59L58 238L59 237H64L65 235H62L63 234V232H64V230L66 231V234H68L67 232H69L68 231V229L70 228V227H72V228H75V227H78V226H76V224L75 223H72L73 221V214L72 213H74L75 211L74 210H80V208H82V207H84V206H86V205H90L89 204V202H91V201H95V199H93L92 198V196H91V198L92 199H90L89 198V196H87V195H90ZM92 193H93V187H92ZM91 193V194H92ZM1 194V193H0ZM4 194L3 195H1V197L2 196H4ZM15 194H17V196L15 197ZM54 194H56L55 195V197H53V195ZM67 194V193H66ZM70 193H68L67 194V196H70L69 195ZM109 194V193H108ZM102 195V194H101ZM107 195V194H106ZM189 195V194H188ZM9 196V197H10ZM94 196V195H93ZM113 196V195H112ZM0 197V198H1ZM7 197H8V193H7ZM8 197V198H9ZM17 197V198H18ZM61 196H59V198H60ZM66 198V195L65 196H63V197H61L62 198V200H64L65 198ZM95 197V196H94ZM114 197V196H113ZM5 198H6V196H5ZM7 198V199H8ZM11 198H13V197H11ZM10 198V199H11ZM57 199H58V197H56ZM64 198V199H63ZM70 198H71V196H70ZM69 198V199H70ZM103 198H104V195H103ZM184 198V199H183ZM9 199V200H10ZM19 199V198H18ZM57 199H56V201H57ZM112 199V198H111ZM192 199V198H191ZM20 200V199H19ZM59 200V199H58ZM61 200V199H60ZM59 200V201H60ZM68 200V198L66 199V201ZM99 200V199H98ZM5 200H4V198H3V200H1V202H0V214L1 213H3V211H4V209H6V208H8V207H6L7 205H6V202H4ZM8 201V200H7ZM11 201V200H10ZM59 201H57V202H59ZM65 201V200H64ZM65 201V202H66ZM102 201H103V199H102ZM112 201L114 202V200L112 199ZM22 202V203H23ZM63 202V201H62ZM61 202V203H62ZM104 202V201H103ZM117 202H118V200H117ZM262 202V201H261ZM13 203V202H12ZM47 203H48V208H46L47 207ZM60 203V204H61ZM69 203V202H68ZM70 203H69V205H70ZM94 203V202H93ZM112 203V202H111ZM7 204H8V202H7ZM58 204V203H57ZM57 204H56V206H57ZM63 204V203H62ZM61 204V205H62ZM102 204V203H101ZM105 204V203H104ZM117 204V203H116ZM263 204V203H262ZM9 205V204H8ZM14 205V204H13ZM19 205V204H18ZM52 205V204H51ZM54 205V204H53ZM59 205V204H58ZM64 206H66V205H68L67 204V202H66V205H65V203L63 204ZM68 205V206H69ZM107 205V204H106ZM133 205V204H132ZM10 206V205H9ZM63 206V207H64ZM93 207H94V204L92 205ZM129 206V205H128ZM261 206V205H260ZM90 207V206H89ZM101 207H104V206H100V209H101ZM247 207V206H246ZM245 207V208H246ZM13 208V207H12ZM55 208V206L53 207L52 206V209H54ZM58 208V207H57ZM104 208H106V206L104 207ZM111 208V207H110ZM113 208V207H112ZM115 208V207H114ZM9 209V208H8ZM14 209V208H13ZM83 209V208H82ZM81 209V210H82ZM94 209L96 210V208L94 207ZM251 209V208H250ZM7 210V209H6ZM5 210V211H6ZM16 210V209H15ZM51 213H50V215L51 216H53L52 215V213L54 214L55 212H58V211H56V209H54L53 211L54 212H52L50 209H48ZM47 210V211H48ZM58 210V209H57ZM60 210V209H59ZM79 211L80 213L82 212V211ZM89 210H92V209H89ZM102 210V209H101ZM48 211V212H49ZM85 211H88L87 209L85 210L84 209V212ZM103 211V210H102ZM106 211V210H105ZM244 211V210H243ZM260 211V210H259ZM48 212H47V214H48ZM62 212V211H61ZM79 212L78 213H76V215H78L79 214ZM91 212H93V210L91 211ZM90 212V213H91ZM100 212V211H99ZM258 212V211H257ZM59 214H60V211L58 212ZM86 213V212H85ZM84 213V214H85ZM88 213H89V211H88ZM88 213H87V215H88ZM259 213V212H258ZM257 213V214H258ZM56 214V213H55ZM54 214V215H55ZM58 214V215H59ZM94 213H91V216L93 215ZM102 214V213H101ZM251 214V213H250ZM256 214V213H255ZM256 214V215H257ZM49 215V216H50ZM259 217L261 218V219H263L264 220V210L263 211H261L259 214ZM1 216V215H0ZM50 216V217H51ZM56 216H57V214H56ZM56 216H53V217H56ZM90 216V217H91ZM94 216V215H93ZM92 216V217H93ZM96 216V215H95ZM14 217H13V219H14ZM46 217H48V215L46 216ZM59 217V216H58ZM88 217V216H87ZM86 217V218H87ZM89 217V218H90ZM167 217V216H166ZM52 218V217H51ZM49 219V218H48ZM88 219V218H87ZM35 220V221H34ZM40 220V221H39ZM46 220V219H45ZM51 220H54V218H52ZM75 220V219H74ZM90 220V219H89ZM259 220V219H258ZM55 221V220H54ZM76 221H77V219H76ZM80 221V220H79ZM81 223H82V221H81ZM86 223H89V221H87L86 220ZM75 225V227H73L72 225ZM263 224V223H262ZM30 225V224H29ZM58 225H60V226H58ZM116 225H119L120 226V228L119 229H117L116 228ZM34 227H35V225H33ZM36 226H38V225H36ZM59 227L58 229H57V227ZM85 226V225H84ZM92 226V225H91ZM26 227V228H27ZM33 227V228H34ZM81 227V226H80ZM30 228V227H29ZM37 228V227H36ZM87 228H89V227H87ZM91 228V227H90ZM91 228V229H92ZM21 229V230H20ZM37 229H40V228H37ZM36 229V230H37ZM76 229V228H75ZM75 229H74V232H75ZM78 229V228H77ZM76 229V230H77ZM84 229V228H83ZM162 229V228H161ZM28 230V229H27ZM35 230V231H36ZM71 230V229H70ZM252 230V229H251ZM23 231V230H22ZM25 231V230H24ZM33 231V230H32ZM80 231V230H79ZM163 231V230H162ZM12 232V231H11ZM10 232V233H11ZM19 232H18V234H19ZM41 232V231H40ZM82 232V231H81ZM251 232V231H250ZM29 233H32L31 231H29ZM33 235H36V233L33 231ZM42 233V232H41ZM76 233V232H75ZM94 233V234H95ZM27 234V233H26ZM37 234H38V232H37ZM65 234V233H64ZM240 234V233H239ZM245 234V233H244ZM256 234H260L261 235V233H256ZM256 234H254V235H256ZM263 234V233H262ZM22 235V234H21ZM20 235V236H21ZM27 235H29V234H27ZM39 235V234H38ZM37 235V236H38ZM72 235H74V233L72 232ZM80 236V234H78V233H76V237L77 236ZM11 236H12V234H11ZM15 236H17V234L15 235ZM15 236H14V239H15ZM70 236H71V234H70ZM70 236H69V234H68V237H66V238H68V239H70ZM84 236H86V235H84ZM89 236V235H88ZM160 236V235H159ZM62 237H61V239H62ZM73 237V236H72ZM81 237V236H80ZM249 237V236H248ZM252 237V236H251ZM261 237V236H260ZM89 238V237H88ZM254 238V237H253ZM258 238H259V236H258ZM19 239V238H18ZM18 239L16 240V242H18ZM39 239V238H38ZM37 239V240H38ZM59 241H58V240ZM68 239H66V240H68ZM73 239H75V237H73ZM72 239V240H73ZM77 239V238H76ZM246 239V238H245ZM260 239V238H259ZM9 241H11V239L9 238L8 239ZM13 240V239H12ZM158 240H160V239H158ZM256 240H257V236H256ZM261 240H264V239H261ZM7 241V240H6ZM14 241V240H13ZM103 241V242H104ZM245 241V240H244ZM258 241V240H257ZM15 242V241H14ZM15 242V243H16ZM75 242V244H77L76 242H78V241H76V240H73V242L72 243H74ZM259 242V241H258ZM257 242V243H258ZM15 243H13L14 244V249H13V246L11 247L12 249L10 250V248L5 252L6 254H0V264H10L11 263V260L13 261V260H17V261H20V260H22L21 259V257H18L17 255L15 256V254H14V252H13V250H16L15 252H16V254H17V249H15V248H17V247H15V246H17ZM54 243V244H53ZM63 243V242H62ZM66 243V242H65ZM71 243V244H72ZM97 243V242H96ZM158 243V242H157ZM240 243H242L241 241H240ZM244 243V242H243ZM249 243V242H248ZM255 243H256V241H255ZM256 243V244H257ZM2 244V243H1ZM7 244H9V243H7ZM251 244V243H250ZM11 245H12V242H11ZM59 245L60 244H58V247H59ZM69 245V244H68ZM78 245V244H77ZM77 245H75V246H77ZM5 246V245H4ZM57 246V245H56ZM63 246V245H62ZM73 246V245H72ZM99 246V245H98ZM159 246H161V245H159ZM237 246V245H236ZM242 246H244L243 244H242ZM255 246V245H254ZM3 247V246H2ZM57 247V248H58ZM64 247H66L65 249H63V251L65 250V251H67L66 249H68L67 247V245L66 246H64ZM241 247V246H240ZM245 247V246H244ZM45 248V249H46ZM53 248V247H52ZM61 248V247H60ZM243 248V247H242ZM0 249H1V246H0ZM6 249H7V247H6ZM5 249V250H6ZM42 250H43V248H41ZM40 249V250H41ZM46 249V250H47ZM49 249H51V248H49ZM48 249V250H49ZM55 249V248H54ZM54 249H52L51 251H53ZM153 249V248H152ZM161 249V248H160ZM239 249V248H238ZM247 249H248V247H247ZM259 249V248H258ZM2 250V249H1ZM36 250H37V247H36ZM39 250V249H38ZM38 250H37V254H38ZM61 250V249H60ZM59 250V251H60ZM156 250V249H155ZM45 251V250H44ZM70 251V250H69ZM162 251V250H161ZM244 251V250H243ZM46 252V251H45ZM44 252V253H45ZM2 253V252H1ZM14 255H13V254ZM41 253V252H40ZM52 253V252H51ZM66 253V252H65ZM68 253V252H67ZM154 253V252H153ZM258 253V252H257ZM257 253H252L251 254V260H252V263L254 262L255 264H262V261H260V259H259V254H257ZM11 254H12V257H15V258H13V259H11ZM47 254V253H46ZM53 254H55V251H54V253ZM57 254H59L60 255V252L59 253H57ZM56 254V255H57ZM69 254H70V252H69ZM71 254V255H72ZM150 254V253H149ZM229 254V253H228ZM45 255V254H44ZM74 255H73V257H74ZM50 256V255H49ZM54 256V255H53ZM17 257V258H16ZM41 257V256H40ZM48 257V256H47ZM56 257H58V256H56ZM68 257H70V255L68 256ZM74 257V258H75ZM20 258V260H18ZM49 258V257H48ZM51 258V257H50ZM53 258V257H52ZM51 258V259H52ZM217 258V257H216ZM32 259H34V258H32ZM36 259V258H35ZM47 259V258H46ZM51 259H48V260H50L51 261ZM56 259V258H55ZM54 259V260H55ZM25 260V259H24ZM37 260V259H36ZM40 260V259H39ZM70 260V259H69ZM72 260H74V259H72ZM72 260L70 261L71 263H72ZM47 261V260H46ZM215 261V260H214ZM21 262V261H20ZM35 262V261H34ZM49 262V261H48ZM52 262H53V260H52ZM216 262V261H215ZM215 262H213L214 264H215ZM251 262V261H250ZM18 264H19V262H17ZM22 263V262H21ZM20 263V264H21ZM32 263V262H31ZM35 263H37V262H35ZM39 263V262H38ZM50 263V262H49ZM48 263V264H49ZM75 263H76V261H75ZM74 263V264H75ZM224 263H226V262H224ZM230 263V262H229ZM11 264H13V262L11 263ZM15 264V263H14ZM22 264H24V263H22ZM46 264V263H45ZM51 264V263H50ZM211 264V263H210ZM218 264V263H217ZM222 264V263H221Z\"/></svg>",
	"mask_w": 264,
	"mask_h": 264
}]
</instances>
